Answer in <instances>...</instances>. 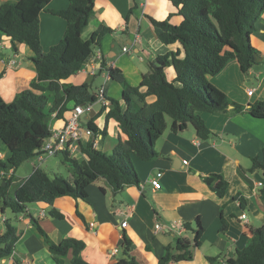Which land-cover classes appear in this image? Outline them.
Masks as SVG:
<instances>
[{
	"label": "crops",
	"instance_id": "crops-1",
	"mask_svg": "<svg viewBox=\"0 0 264 264\" xmlns=\"http://www.w3.org/2000/svg\"><path fill=\"white\" fill-rule=\"evenodd\" d=\"M13 1L16 0H0V8ZM135 5L138 7L134 8ZM68 6L69 0H52L40 14L44 52L58 45L67 29V21L51 11H61ZM95 12L85 31L90 28L91 36L104 26L111 32L94 49V56L83 69L62 83L91 84L92 92L99 94V98L100 91L104 90L102 107H109L108 98L120 99L127 85L112 80L103 62L122 70L128 85H139L143 75L150 71L151 61L179 47L165 45L151 20H169L178 25L182 17L170 0H95ZM0 42L1 56L5 58L0 57V95L5 102L12 103L18 94L30 88L37 76L31 60L35 55L25 44H18V50L14 51L8 39ZM251 43L258 56L249 72L244 73L227 53L224 69L210 77L232 102L247 108L258 101L264 102V14L256 24ZM10 61L15 63L10 65ZM165 75L169 82L176 79L172 65L166 67ZM98 81L101 84L98 85ZM250 90H253L252 95L248 94ZM233 108L231 106L226 113L199 112L208 129L216 134L209 140L200 139L190 124L179 125L174 132L173 121L167 117V130L156 145L160 156L151 161L132 157L141 180L139 186H128L115 194L105 179H99L88 187L89 201L61 197L52 207L34 204L28 207L22 219L11 211L0 213V233L6 231L5 220H11L19 236L14 253L0 264H54L31 216L55 243L64 239L85 242L82 257L89 264H117L124 256V238L133 243L130 254L139 264H158L166 248L175 247L178 238L193 242L195 233L186 230L185 223L195 227L197 221L203 226L204 234L202 245L195 249L194 259L171 264H213L209 257L216 258V264H227L247 245L253 231L264 225V200L260 194L264 176L259 171H250L252 159L264 157V118H255L248 112L237 113ZM107 112L96 120L101 130L106 129L105 137L98 136L96 148L111 154L120 139L126 137L114 120L107 123ZM68 118L69 113L61 119L54 113L50 124L52 132L62 129ZM92 118L88 116L87 120ZM92 139L83 132L69 154L84 159L83 148ZM9 154L6 152L3 158L7 159ZM25 164L28 165H21L14 174L17 181L27 179L36 168L46 166L47 161H41L38 156ZM69 171L71 174L70 167ZM158 172L163 173L162 188L154 190L150 181ZM70 178L72 182V174ZM223 182L227 183L226 187L218 194L216 190ZM52 208L64 218L51 217ZM242 215H246L247 220L242 219ZM221 218L229 224L226 234L220 233ZM124 221L128 223L126 228H122ZM157 224L164 226V230H157ZM174 225L177 227L173 228ZM71 258L72 254L67 257L68 264Z\"/></svg>",
	"mask_w": 264,
	"mask_h": 264
},
{
	"label": "trees",
	"instance_id": "trees-1",
	"mask_svg": "<svg viewBox=\"0 0 264 264\" xmlns=\"http://www.w3.org/2000/svg\"><path fill=\"white\" fill-rule=\"evenodd\" d=\"M51 1L16 0L0 8V41L8 39L14 51L18 50V44L28 46L35 55L31 60L37 72L30 88L18 94L12 103L5 102L0 95V213L3 215L7 211L13 215L26 213L30 205L38 203L52 207L61 197L89 201L88 187L99 179H105L115 194L128 186H139L141 180L132 157L151 161L160 156L156 145L167 130V117L173 121L174 132L179 125L190 124L202 140L212 139L216 134L208 129L199 112L226 113L233 106L237 113L248 112L255 118H264V102L258 101L247 108L232 102L210 81V77L224 69L227 53L244 73L256 64L258 54L251 36L264 14V0H170L182 17L181 23L151 21L159 39L168 46L177 44V51L159 55L151 61L150 71L137 86L128 85L122 70L103 62L111 79L126 84L127 88L120 99L108 98L110 106L104 105L86 125L82 124L93 135L92 141L83 148L84 159L72 157L68 148L57 154L69 165L73 181L60 175L51 176L42 167L36 168L27 179L17 181L15 172L25 162L38 157L51 137L54 113L59 119L69 113L70 118L76 107L87 108L100 99L99 94L92 92L91 84L76 86L62 83V80L83 69L111 29L102 26L89 39H83L84 31L96 14L95 0H69L67 9L51 11L67 21L64 37L58 45L44 52L40 14ZM1 55L0 52V57L4 58ZM168 65L176 72L173 82L166 79ZM106 110L107 123L114 120L126 137L120 139L111 154L95 148L93 141L99 135L106 136V129L101 130L96 124ZM6 152L10 154L4 159ZM250 171H259L264 176V157L253 158ZM226 184L223 182L216 192L222 194ZM260 194L264 200V188ZM241 204L244 206V201ZM49 215L64 218L54 208ZM221 219L220 233L226 234L229 224ZM31 221L44 237L54 264H68L70 254V264H89L82 257L85 242L64 239L55 243L36 218L31 216ZM195 223V227L185 223L186 230L195 233L193 242L178 238L175 247L166 248L158 264L194 259L195 249L202 245L204 234L201 223ZM5 226V233H0V262L14 253L19 239L11 220H5ZM132 244L124 238V256L117 264H139L130 254ZM209 260L217 263L216 258L209 257ZM227 264H264V225L253 231L247 245Z\"/></svg>",
	"mask_w": 264,
	"mask_h": 264
},
{
	"label": "built area",
	"instance_id": "built-area-1",
	"mask_svg": "<svg viewBox=\"0 0 264 264\" xmlns=\"http://www.w3.org/2000/svg\"><path fill=\"white\" fill-rule=\"evenodd\" d=\"M0 47H1V42H0ZM3 60H5V58H3ZM14 63H15L14 61L9 62L10 65ZM248 94L252 95L253 90H250ZM100 98H101L100 101L102 102V104L105 103L104 90L100 91ZM91 108L92 106L87 107V108H83L80 106L76 107L72 115L70 116L69 120L65 124V126L62 129L52 132L51 137L46 140L45 144L41 148V154L39 155V159L41 161H43L46 157L56 156L58 153L64 151L66 148H68L70 152V150L73 149V147L77 145V143L81 140L83 132L86 133L88 136L93 137L92 132L90 130H88L87 128L85 130L82 129V123L80 121V117L85 112L88 113ZM94 139H95L94 147L96 148L98 137H95ZM184 163L188 164L187 161H185ZM2 175H4V173ZM162 176H163V173L158 172L156 176L151 179L150 182L154 190H160L162 188V184H161ZM27 213H28V210L26 211V213L20 214L21 219ZM121 213L122 212H120V214ZM42 214L45 215V212L42 211ZM242 219L247 220V216L242 215ZM127 224L128 223L124 221L122 223V228H126ZM174 227L176 228L177 226L174 225L173 228ZM156 229L159 231L164 230V226H162L161 224H157Z\"/></svg>",
	"mask_w": 264,
	"mask_h": 264
},
{
	"label": "rangeland",
	"instance_id": "rangeland-1",
	"mask_svg": "<svg viewBox=\"0 0 264 264\" xmlns=\"http://www.w3.org/2000/svg\"><path fill=\"white\" fill-rule=\"evenodd\" d=\"M90 28L85 31V33L83 34V39L87 40L90 38ZM97 84H101L100 81L97 82ZM45 161H47V164L46 166H43V168L51 175V176H54V175H60V176H63L67 179H71V174H70V171H69V165L67 163H64L63 162V158L60 155H57V156H49V157H46L45 158ZM26 163V162H25ZM22 164V165H28V164ZM44 163V162H43ZM25 168H21L22 172ZM19 176V174H18ZM31 206V205H30Z\"/></svg>",
	"mask_w": 264,
	"mask_h": 264
},
{
	"label": "water",
	"instance_id": "water-1",
	"mask_svg": "<svg viewBox=\"0 0 264 264\" xmlns=\"http://www.w3.org/2000/svg\"><path fill=\"white\" fill-rule=\"evenodd\" d=\"M102 102L98 101L97 103H95L92 108L89 110V112H85L81 117H80V121L82 124H87L88 120L87 117H94L96 115V113L100 110V108L102 107Z\"/></svg>",
	"mask_w": 264,
	"mask_h": 264
}]
</instances>
